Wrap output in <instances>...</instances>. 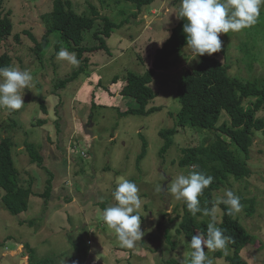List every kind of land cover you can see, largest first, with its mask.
<instances>
[{"label": "rangeland", "instance_id": "1", "mask_svg": "<svg viewBox=\"0 0 264 264\" xmlns=\"http://www.w3.org/2000/svg\"><path fill=\"white\" fill-rule=\"evenodd\" d=\"M54 1H0L3 14L9 13L12 22L0 55L7 54L10 67L32 76L23 108H0V138L12 139L20 183L32 190L27 210L17 216L10 215L0 200V264L22 260L28 264L29 250L35 261L51 264H186L193 250L177 231L183 201L170 193L171 181L193 171L179 167L182 150L206 144L212 134L176 127L181 108L176 91L184 72L192 71L199 61L191 60L190 49L184 47L171 58L168 69L156 72L149 84L155 98L146 110H157L150 114L126 113L138 104L120 93L127 73L143 75L153 68L156 51L179 22L175 14L179 0H155L141 10L122 0H70L77 14L96 17L99 23L105 17L119 26L106 40L111 56L103 50L84 53L81 59L86 66L80 61L75 67L57 59L62 48L56 49L59 40L53 35L47 49L39 56L36 52ZM89 34L86 43L91 45ZM220 39L221 52L210 57L226 65L230 76L264 88V6L253 27L222 33ZM69 77H73L70 82L58 86ZM257 116L264 119V112ZM84 126H89L91 135ZM174 128L172 146L160 156L164 140L159 132ZM25 143L40 146L44 168L30 163ZM143 143L145 154L140 158ZM229 149L234 150L232 145ZM246 166L249 174L229 177L212 193V203L224 197L225 190L240 197L242 209L235 217L252 238L240 256L247 264H264V131L254 133ZM47 171L53 176L51 191L42 198ZM118 177L138 186L142 202L144 236L132 249L122 247L114 230L103 222V210L117 203L112 193ZM2 194L0 189V198ZM220 205L214 215L203 214L199 220L218 227ZM165 230L173 247L165 240ZM205 251L212 264H229L224 256L232 254L230 247L216 250L221 258L216 251Z\"/></svg>", "mask_w": 264, "mask_h": 264}, {"label": "trees", "instance_id": "2", "mask_svg": "<svg viewBox=\"0 0 264 264\" xmlns=\"http://www.w3.org/2000/svg\"><path fill=\"white\" fill-rule=\"evenodd\" d=\"M1 1V0H0ZM133 4L137 10L150 6L155 0H122ZM0 5V45L5 38L11 35L12 22L9 13L3 14ZM47 28L42 42L37 44L38 56L43 53L50 43L53 35L59 40L56 49H67L74 52L79 61H82L84 53H93L99 50L105 51L111 56L106 40L119 26L107 18H102L99 23L96 17L77 14L71 7L70 0H55L52 10L45 16ZM186 21L179 18V22L171 30L169 38L156 51L153 68L148 69L143 75L127 73L125 85L120 93L132 98L138 108L126 113L146 115L157 110L151 108L146 110L150 101L155 98V93L149 87L157 71L166 70L171 65V58L182 50L186 45V34L183 25ZM90 33L93 44L86 43V34ZM221 35V34H220ZM32 41L33 36L28 34ZM11 58L7 54L0 55V68L10 67ZM81 64V63H80ZM87 61L83 60V66ZM76 73L73 72L72 75ZM73 77L60 81L58 86L70 82ZM177 99L180 104V112L176 116V127L207 131L212 134L208 142L196 148H185L178 165L182 168H191L193 171L202 172L206 176L213 177L212 184L204 190L200 199L201 212L193 216L182 202L183 215L178 222V233L182 234L190 245L193 235L198 232L207 235L208 224L199 220L203 216V210L210 212L213 207L212 193L217 191L221 184L229 177L235 179L244 178L249 174L247 160L249 159L250 147L253 143L254 133L264 131V119L257 116L264 112V88L256 82L245 81L232 77L226 65L219 62L215 57L204 55L192 71H185L177 83ZM5 130V129H2ZM176 128L162 130L160 137L164 140L159 155L165 154L172 146L173 135ZM224 138L229 140L228 144ZM26 152L30 157V163L40 168L43 166V158L40 155V146L27 144ZM232 145L234 150L229 149ZM13 146L10 137L0 138V189L1 203L3 208L12 216L25 212L28 207V199L32 195L30 187H23L20 183L19 173L14 167L11 148ZM145 154L143 143L140 158ZM48 179L46 188L40 197L47 198L51 191L52 174L47 171ZM222 219L218 225L225 235L232 238L233 242L228 244L232 254L224 256L229 264H247L242 260L240 252L252 238L239 223L235 214L228 215L227 206L221 204ZM178 217V216H177ZM173 223V222H171ZM165 240L173 247L170 235L164 231ZM1 245V243H0ZM30 251L28 264H51L46 260H34L33 250ZM217 258L221 254L214 252ZM167 264H173L167 261Z\"/></svg>", "mask_w": 264, "mask_h": 264}, {"label": "clouds", "instance_id": "3", "mask_svg": "<svg viewBox=\"0 0 264 264\" xmlns=\"http://www.w3.org/2000/svg\"><path fill=\"white\" fill-rule=\"evenodd\" d=\"M178 18L185 20L183 32L186 45L192 54L191 60L199 61L205 54L212 56L222 50L220 34L240 32L253 27L264 6V0H179ZM57 59L78 66L80 61L74 52L62 48ZM32 76L27 70L14 67L0 68V108L9 111L20 110L25 105V89H30ZM213 182L211 175L192 171L187 175L179 174L171 181L170 193L176 200H182L188 211L195 216L201 212L200 197ZM157 191L162 192V188ZM117 202L103 210V222L114 230L122 247L132 249L142 240L141 216L142 202L138 186L123 177L117 178V187L112 193ZM227 206L228 215L239 213L242 209L240 197L231 190H225L224 197L217 198L211 212L203 210L205 215H214L218 206ZM232 238L215 223L207 226V235L197 233L190 240L191 258L186 264H212L206 255L209 251L226 250Z\"/></svg>", "mask_w": 264, "mask_h": 264}, {"label": "water", "instance_id": "4", "mask_svg": "<svg viewBox=\"0 0 264 264\" xmlns=\"http://www.w3.org/2000/svg\"><path fill=\"white\" fill-rule=\"evenodd\" d=\"M87 127H89V126H84V131H85L86 134L91 135V134L89 133V130L87 129ZM164 194H165V192H164ZM23 262H24V260H22L20 264H22Z\"/></svg>", "mask_w": 264, "mask_h": 264}]
</instances>
